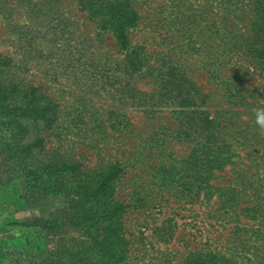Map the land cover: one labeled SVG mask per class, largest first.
I'll list each match as a JSON object with an SVG mask.
<instances>
[{
  "label": "rangeland",
  "instance_id": "1",
  "mask_svg": "<svg viewBox=\"0 0 264 264\" xmlns=\"http://www.w3.org/2000/svg\"><path fill=\"white\" fill-rule=\"evenodd\" d=\"M14 1L0 10V51L55 99L63 133L39 159L69 152L114 172L104 199L118 208L89 221L92 239L48 241L25 225L38 213L27 164L0 157V264H264V134L251 111L264 107V50L241 37L256 33L257 3ZM115 1L134 17L124 47L100 28Z\"/></svg>",
  "mask_w": 264,
  "mask_h": 264
},
{
  "label": "trees",
  "instance_id": "2",
  "mask_svg": "<svg viewBox=\"0 0 264 264\" xmlns=\"http://www.w3.org/2000/svg\"><path fill=\"white\" fill-rule=\"evenodd\" d=\"M9 1L14 0H0V10ZM252 1L257 3L256 19L252 23L257 27L256 33L241 37L245 47L249 45L248 49L261 58L264 39L259 26L260 19L264 21V0ZM127 8L126 2L115 1L109 4V16L100 19V28L115 35L122 47L127 44L125 30L134 21L130 16L132 11ZM9 59V55L0 51V157L10 163L22 158L27 164V171L23 173V196L38 213L25 225L48 241L92 239L99 233L91 231L89 221L111 220L113 215L105 214L103 206L108 205L113 212L118 208L113 200L104 199L114 188L112 177L115 173L107 168L86 171L69 152H55L39 159L46 136L62 137V129L54 126L59 122L58 105L54 98L40 93L38 86L11 75L7 68ZM73 230H78L75 236L70 233ZM66 248L60 256L69 260L65 252L69 247ZM68 263L73 264V261Z\"/></svg>",
  "mask_w": 264,
  "mask_h": 264
},
{
  "label": "clouds",
  "instance_id": "3",
  "mask_svg": "<svg viewBox=\"0 0 264 264\" xmlns=\"http://www.w3.org/2000/svg\"><path fill=\"white\" fill-rule=\"evenodd\" d=\"M254 116V125L260 134H264V107L251 109Z\"/></svg>",
  "mask_w": 264,
  "mask_h": 264
}]
</instances>
